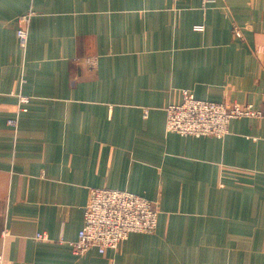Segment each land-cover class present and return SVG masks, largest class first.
I'll return each instance as SVG.
<instances>
[{
	"label": "crops",
	"instance_id": "1",
	"mask_svg": "<svg viewBox=\"0 0 264 264\" xmlns=\"http://www.w3.org/2000/svg\"><path fill=\"white\" fill-rule=\"evenodd\" d=\"M263 46L264 0H0L2 264H264V118L165 129L183 90L264 103ZM92 187L152 200L156 229L74 253Z\"/></svg>",
	"mask_w": 264,
	"mask_h": 264
},
{
	"label": "built area",
	"instance_id": "2",
	"mask_svg": "<svg viewBox=\"0 0 264 264\" xmlns=\"http://www.w3.org/2000/svg\"><path fill=\"white\" fill-rule=\"evenodd\" d=\"M211 0H201L203 4ZM32 12L21 14V22L16 30L19 44H27L28 24ZM264 52V46L259 48ZM21 101L25 97L21 96ZM264 118V103L256 106L252 103L219 102L196 98L187 90L182 91L180 102L166 107L165 129L181 135L223 136L228 130L232 118ZM15 124L16 119H9ZM157 205L147 197L126 189L92 187L83 211V223L77 232V238L71 242L76 254L90 249L103 253L107 248L117 247L131 232H153L157 227ZM38 238H45L38 234ZM3 256L0 253V264Z\"/></svg>",
	"mask_w": 264,
	"mask_h": 264
}]
</instances>
